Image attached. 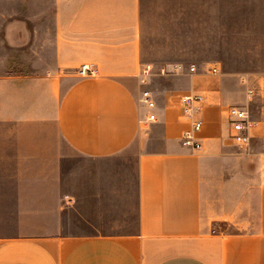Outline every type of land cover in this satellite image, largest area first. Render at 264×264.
Listing matches in <instances>:
<instances>
[{
	"label": "crops",
	"instance_id": "obj_1",
	"mask_svg": "<svg viewBox=\"0 0 264 264\" xmlns=\"http://www.w3.org/2000/svg\"><path fill=\"white\" fill-rule=\"evenodd\" d=\"M174 65L143 58L140 0H0V264H264V99L220 60ZM231 105L251 110L245 147Z\"/></svg>",
	"mask_w": 264,
	"mask_h": 264
},
{
	"label": "rangeland",
	"instance_id": "obj_2",
	"mask_svg": "<svg viewBox=\"0 0 264 264\" xmlns=\"http://www.w3.org/2000/svg\"><path fill=\"white\" fill-rule=\"evenodd\" d=\"M186 1L140 0L142 53L153 70L209 58L229 73L264 75V7H181Z\"/></svg>",
	"mask_w": 264,
	"mask_h": 264
},
{
	"label": "built area",
	"instance_id": "obj_3",
	"mask_svg": "<svg viewBox=\"0 0 264 264\" xmlns=\"http://www.w3.org/2000/svg\"><path fill=\"white\" fill-rule=\"evenodd\" d=\"M173 69L179 70L181 69V66L174 65ZM189 70L193 71L194 67L191 66ZM149 71V66H146L143 69L142 74H147ZM161 72L163 73L164 70L161 69ZM211 72L217 73L218 69L213 67ZM241 82L245 86V94L248 99H264V75L256 76L251 81L248 77H243ZM141 99L148 108L154 107V101L148 90L142 91ZM180 102L182 114L189 120L190 123V128L181 136V144L185 147L198 149L200 147V143L196 140L195 133L201 128L202 121L197 114L205 102V97L202 94L194 93L183 96L180 99ZM226 117L232 131L231 137L234 143L240 147L247 146L249 143L248 130L253 124L248 106L231 105L226 109ZM147 119L150 121L154 120V114L149 113L147 115Z\"/></svg>",
	"mask_w": 264,
	"mask_h": 264
}]
</instances>
